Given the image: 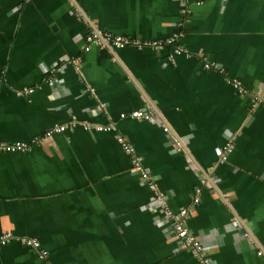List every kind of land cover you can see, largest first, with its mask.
Returning a JSON list of instances; mask_svg holds the SVG:
<instances>
[{"label": "crops", "instance_id": "0c3cea01", "mask_svg": "<svg viewBox=\"0 0 264 264\" xmlns=\"http://www.w3.org/2000/svg\"><path fill=\"white\" fill-rule=\"evenodd\" d=\"M91 30L176 38L189 56L173 46L84 51ZM256 95L264 98V0H0V141L40 138L0 153V235L12 236L0 264H44L22 238L36 239L52 264H198L147 207L151 192L116 137L133 146L173 211L189 205L200 177L207 182L186 226L214 264H264ZM141 109L154 119L129 116ZM72 120L113 130L77 125L43 138Z\"/></svg>", "mask_w": 264, "mask_h": 264}, {"label": "built area", "instance_id": "2783aa9c", "mask_svg": "<svg viewBox=\"0 0 264 264\" xmlns=\"http://www.w3.org/2000/svg\"><path fill=\"white\" fill-rule=\"evenodd\" d=\"M176 42V38H170L164 41H134L130 40V38L121 36V35H114L109 33H99L97 31H89L88 34L85 36V46L84 51H88L92 45H96L99 47H111V48H123L129 45H134L139 48L148 47L155 50L163 49L167 46H173L172 51L175 54H185L189 56L188 51L180 48L179 46H174ZM71 63L75 66L76 70H80V60L79 58H74L71 60ZM204 67L206 69L216 67L219 72L224 73L223 68H218L217 66L212 65L211 63L204 62ZM53 72V71H52ZM233 88L240 92L245 93V91L240 88L239 83L232 82ZM31 90H22L16 91V95L20 96L22 94H29ZM256 104H264V98L256 95L253 97ZM131 118L135 119H146L152 121L154 118L153 116L147 112L145 109L133 111L129 114ZM121 117H125V115H121ZM77 125H80L85 130H95V131H104L110 132L113 130L111 125L102 126L98 124H88V123H78L75 120L70 121L64 125H55L46 130L42 135L43 138L49 137L53 134H60L65 132L66 130H73ZM164 131L167 132V128L164 127ZM118 142L120 143L123 150L131 157L133 170L138 174L140 182L146 185L150 192L151 197L149 202L147 203V207L150 210L160 211L163 214V219L168 224L166 230L170 233H173L175 238L178 241V244L183 248H186L190 253L194 255L198 264H214L212 259L209 258V251L208 248L202 243L196 236H194L186 226V220L190 216V214L195 210V207L200 202V194L202 190V185L207 184V182L200 177V185H197L194 188L191 201L188 206L180 208L178 211H173L169 205L167 196L160 191L158 188L157 182L154 176L150 173V171L144 167L139 157L136 155L135 149L133 146L121 137H116ZM40 138H36L32 141V143H37ZM32 143H25V142H2L0 141V153H14V152H25L30 149ZM231 145L226 144L219 150V158L222 161H225L227 155L231 150ZM164 221V222H165ZM231 226L233 229L241 231L242 225L236 219L231 221ZM241 236L248 241L250 240V236L246 231H241ZM12 239L11 234L7 233L4 235H0V246L6 244L8 241ZM21 243L33 248L36 250L38 258L44 261V264H52L46 260L48 256V252L40 247L39 242L36 239L30 238H22ZM261 255V252L257 253Z\"/></svg>", "mask_w": 264, "mask_h": 264}]
</instances>
